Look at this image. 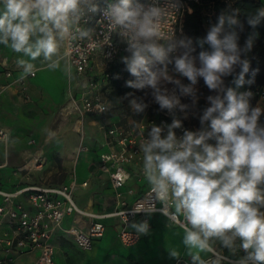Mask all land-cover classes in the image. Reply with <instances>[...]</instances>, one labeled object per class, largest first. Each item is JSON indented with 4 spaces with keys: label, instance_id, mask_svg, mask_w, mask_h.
<instances>
[{
    "label": "clouds",
    "instance_id": "clouds-1",
    "mask_svg": "<svg viewBox=\"0 0 264 264\" xmlns=\"http://www.w3.org/2000/svg\"><path fill=\"white\" fill-rule=\"evenodd\" d=\"M179 8L178 0L164 4L115 0L103 10L92 0H0V44L27 57L15 61L21 81L35 74L34 61L41 57L48 70L62 71L72 79L71 65L60 60L61 41L87 37L90 30L80 27L85 9L101 11L110 30L126 45L128 55L120 62L134 78L126 81V87L151 89L159 110L186 112L188 106L180 96L191 97L196 104L194 86L202 78L215 94L207 96V106L198 116L200 128L185 129L178 137L175 130L182 128V121L173 115L170 124H153L140 142L141 171L151 195L143 211H159L182 230V243L193 264H208L201 253L211 251L217 241L233 255L243 251L236 264H264V124L260 122L264 108L251 106V91H237L245 83H254L258 72L253 70V78L245 81L250 69L247 56L259 36L255 29L264 21V7L248 15L253 31L243 47L238 43L244 31L239 9L222 12L195 45L191 38H177L175 31L162 38L166 14ZM197 46L201 51L194 55ZM169 64L190 83L184 85L170 75ZM237 68L236 87L226 86L225 78ZM166 84L177 85L180 96L169 93ZM133 96L129 92L125 98ZM129 106L137 114L148 107L136 98ZM155 203L161 207L157 209ZM131 227L138 235L149 231L147 221ZM169 256L179 258L180 253L170 248Z\"/></svg>",
    "mask_w": 264,
    "mask_h": 264
},
{
    "label": "built area",
    "instance_id": "built-area-1",
    "mask_svg": "<svg viewBox=\"0 0 264 264\" xmlns=\"http://www.w3.org/2000/svg\"><path fill=\"white\" fill-rule=\"evenodd\" d=\"M112 2L115 0H108L103 4H98L96 1L93 3L103 10ZM140 2L151 3L152 0H140ZM159 2L164 4L165 0ZM178 2L179 10L169 9L162 22V38L173 31L177 38L184 37L186 15L192 13L193 4H200L202 0H178ZM211 24H214V21L209 18L204 22V26ZM80 27L90 30L87 37L76 40L66 38L62 41L63 57L78 78L77 90L69 94L62 112L67 117L76 116L79 125L82 126L87 118L91 117L93 120L99 118L98 126L102 133L103 144L91 171L98 170L108 175L115 194V209L112 212L96 214L81 208L75 199V191L78 186L88 187L89 182L85 181L78 185L73 176L67 183L57 186L30 185L6 190L0 184L2 200L0 264H9L11 255L23 256L33 252L38 254L34 264H56L54 238L59 231L72 238L80 248L91 251L94 241L104 237L107 219L117 220L118 237L124 247L136 246L141 240V235L129 228L130 223L141 218L143 222L147 221L150 224L151 215L161 214L159 211L151 214L143 211L148 207L151 195L149 185L141 171L143 154L139 150L140 142L146 138L147 131L153 124L159 125L161 122L170 124L173 115L182 121V128L175 130L178 137L183 135L185 129L200 128L199 122H193L188 116L185 119L186 112H181L179 108L171 114L167 110H160L155 117L142 119L133 125L120 124V120L115 115L111 92L112 83L116 78L114 69L121 64V57L128 55L124 50L126 45L115 31L110 30L101 11L93 13L85 9ZM161 42L163 43L164 39ZM177 54L178 52L171 55ZM168 69L169 72L180 76L174 72L173 67ZM3 70L7 78H13L12 69L6 67ZM35 76L36 71L34 75H30V77ZM237 91H251L253 93L251 105L255 101H264V85H244ZM170 93L180 96L177 88ZM7 139V132L0 128V140ZM79 150L89 151V148L82 145ZM37 160L35 163L39 162V159ZM40 167V164L37 165L38 169ZM25 168L20 170L23 171ZM131 182L135 183L136 187H129ZM124 193L132 197V200L126 199ZM155 207L159 209L161 205L155 203ZM67 217H72L73 221L70 226L64 227L63 223ZM84 218H92L94 221L85 227ZM209 252L210 257L204 259L208 264H216L217 261L219 264H236V261L244 255L242 250H238L236 253L240 255L235 256L213 245ZM176 264H193V261L179 258Z\"/></svg>",
    "mask_w": 264,
    "mask_h": 264
},
{
    "label": "crops",
    "instance_id": "crops-1",
    "mask_svg": "<svg viewBox=\"0 0 264 264\" xmlns=\"http://www.w3.org/2000/svg\"><path fill=\"white\" fill-rule=\"evenodd\" d=\"M17 58L27 59L22 53H14L10 48L0 44V128L7 132L8 138L9 133L11 134V142L7 148L0 142V184L6 190L30 185L57 186L65 184L71 178L63 183H47L41 179L26 177L22 173L17 174L16 171L30 161V157L38 150L47 131L50 130L51 137L60 134L66 135L70 139L75 137V135L72 136L70 124L67 122L74 120L79 125L77 117H67L61 110L65 106L69 94L73 90H77L78 78L73 70L72 79H69L62 71L48 70L43 65L41 57L34 61L36 76H28L21 81L19 80L21 70L15 63ZM60 60L62 63H68L63 57V52ZM6 67L13 70V78H7L4 75L3 69ZM85 123L91 127L96 126L100 133V148L91 163L92 166L98 159L103 137L98 126L99 118L95 120L91 117L87 118ZM50 135L46 137V140L48 137L50 138ZM31 141L36 143L30 144ZM69 149L66 150L67 157H71L72 153L79 148L75 144L73 150ZM69 164V161L64 163V165ZM27 167L33 168L29 165ZM76 181L78 185L85 181L89 182L88 187L78 186L75 191V199L81 208L96 214L112 212L115 209V194L107 174L98 170L94 172L90 170L87 175L78 177ZM130 186L136 187V184L131 182ZM124 196L129 201L132 200V197L126 193ZM23 199L27 200L26 197ZM72 221V217H67L63 223L64 227L70 226ZM92 221H94L92 218H84V226H89ZM105 222L107 225L105 235L94 241L91 251L80 248L72 238L59 231L54 238L56 264H70L71 253L77 254L79 264H176L179 258L192 260L186 254V248L182 243V230L171 225L168 219L161 214L150 216L148 234L141 235L140 242L131 248L124 247L120 242L116 228L117 220L107 219ZM140 222H143L141 218L134 220L130 223L129 228L136 231L131 227V224ZM212 245L230 253L228 249L221 247L218 241L213 242ZM170 248H176L179 251V258L169 256ZM239 255L240 253L235 254V256ZM37 256L36 252L23 256L11 255L9 264H34ZM209 257L210 252L201 253L202 259Z\"/></svg>",
    "mask_w": 264,
    "mask_h": 264
},
{
    "label": "rangeland",
    "instance_id": "rangeland-1",
    "mask_svg": "<svg viewBox=\"0 0 264 264\" xmlns=\"http://www.w3.org/2000/svg\"><path fill=\"white\" fill-rule=\"evenodd\" d=\"M97 2L98 4H103L108 0H92V2ZM263 3L264 0H259ZM206 30H208L209 26H205ZM251 30L249 33H251ZM248 33V34H249ZM246 35V38L248 36ZM259 38V36H258ZM257 38V40H258ZM256 40V41H257ZM169 67H173V64H169ZM170 75H173L175 79L181 81L182 84L188 85L190 82L185 77L176 76L174 73L169 72ZM119 77L125 78V83L131 77V75L127 71H122L119 74ZM226 84V83H225ZM169 93L171 90L177 88L178 93L180 95L179 87L175 84H166L164 85ZM196 89V96L198 98L197 103L193 104L191 97L180 96L182 100V104L187 105L188 108L186 110V114L190 120L193 122H199L198 116L202 113L201 104H203V108L207 106V96L214 95L215 93L210 91L205 85L202 78H198L197 84L194 86ZM135 92L141 93V98H138L136 95L137 102L140 103L143 100L144 103L148 105L143 113H135L129 106V101L133 98L122 99L119 98L116 102H114L115 115L120 120V124L124 126H129L138 123L142 119H148L151 117H155L159 110V105L155 103L154 98L151 94V89L144 90H135ZM260 106L264 108V101H255L253 107ZM62 112V110H61ZM62 115V114H61ZM63 116V115H62ZM260 122L264 124V120L260 119ZM67 124H70L69 127L72 131V136L75 137L72 139L68 138L66 135H55L51 137L49 131L46 132V135L39 145L37 153L34 152L32 157H30V161L26 162L22 167L18 168L16 173H22V175L26 177H31L32 179H41L42 181H46L47 183H63L73 176L77 180L78 177H82L83 175H87L91 170V163L95 159L98 150L100 148V133L96 126L91 127L90 125H78L75 121H69ZM66 124V125H67ZM69 129V130H70ZM79 130V131H78ZM50 135L46 140V137ZM67 137V138H66ZM2 142L5 147L11 142V134L9 133V138L6 141ZM35 141H31L30 144H35ZM77 144L78 148L83 146H87L89 151H74L71 157H67V149L73 150L74 145ZM39 154V155H38ZM41 155V156H40ZM67 157V158H66ZM39 159V162H36V166L34 168H28L27 165L29 163H35V160ZM66 161H69V165H64ZM40 164V168H37V165ZM27 167V168H25ZM25 168V170L21 171L20 169ZM106 181V180H105ZM76 254V253H75ZM70 264H79V259L77 254L74 255L71 253L69 257Z\"/></svg>",
    "mask_w": 264,
    "mask_h": 264
},
{
    "label": "trees",
    "instance_id": "trees-1",
    "mask_svg": "<svg viewBox=\"0 0 264 264\" xmlns=\"http://www.w3.org/2000/svg\"><path fill=\"white\" fill-rule=\"evenodd\" d=\"M264 7L263 3L259 0H202L200 4H193L192 13H188L184 22V31L185 36L191 38L194 42L197 38H202L206 35V28L204 26V22L206 19H212L214 23L217 21V17L224 11H230L231 9H239L240 16L239 19L244 24V31L240 33V39L238 43L241 47H243L246 35L253 30L247 24V17L250 14H254L257 9ZM259 33V38L255 42L253 49L250 53H248L247 58L250 60V69L249 72L245 75V81L252 79V72L255 69H258L254 77V83L244 85H264V21L255 29ZM205 49H207V45H205ZM201 49L197 46L196 52L194 55H198ZM242 58H244L242 56ZM122 71H126L125 65L121 63L119 67L114 69V73L116 77ZM239 73V68H237L236 73L233 76H229L225 78L226 86L235 88L236 85L234 83V76ZM130 79H134L132 76ZM129 79V80H130ZM243 85V86H244ZM112 92H111V100L114 105L119 98L126 99L125 96L127 93H134L133 97L138 96L141 98L140 92H135L133 89L126 87L125 78H115L112 83ZM129 97V98H133ZM127 98V99H129ZM203 104H201V109H203ZM253 107V105H251ZM260 119L264 120V115L261 116Z\"/></svg>",
    "mask_w": 264,
    "mask_h": 264
},
{
    "label": "bare ground",
    "instance_id": "bare-ground-1",
    "mask_svg": "<svg viewBox=\"0 0 264 264\" xmlns=\"http://www.w3.org/2000/svg\"><path fill=\"white\" fill-rule=\"evenodd\" d=\"M78 150H79V149H78ZM38 155H39V154H38ZM40 156H41V155H40ZM35 161H38V160L36 159ZM35 164H36V163H33V164L30 163V164H28V165L32 167V166H34Z\"/></svg>",
    "mask_w": 264,
    "mask_h": 264
},
{
    "label": "water",
    "instance_id": "water-1",
    "mask_svg": "<svg viewBox=\"0 0 264 264\" xmlns=\"http://www.w3.org/2000/svg\"><path fill=\"white\" fill-rule=\"evenodd\" d=\"M93 168H91V170H92Z\"/></svg>",
    "mask_w": 264,
    "mask_h": 264
}]
</instances>
